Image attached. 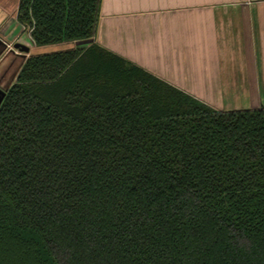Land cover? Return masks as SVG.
<instances>
[{"label": "trees", "instance_id": "16d2710c", "mask_svg": "<svg viewBox=\"0 0 264 264\" xmlns=\"http://www.w3.org/2000/svg\"><path fill=\"white\" fill-rule=\"evenodd\" d=\"M100 0H19L37 46ZM0 264H264V105L214 107L91 41L31 53L0 104Z\"/></svg>", "mask_w": 264, "mask_h": 264}, {"label": "crops", "instance_id": "0c3cea01", "mask_svg": "<svg viewBox=\"0 0 264 264\" xmlns=\"http://www.w3.org/2000/svg\"><path fill=\"white\" fill-rule=\"evenodd\" d=\"M18 5L0 0L3 89L27 56L48 46L33 42L17 18ZM85 41L214 107L264 105V0H100L95 34Z\"/></svg>", "mask_w": 264, "mask_h": 264}, {"label": "rangeland", "instance_id": "374dc122", "mask_svg": "<svg viewBox=\"0 0 264 264\" xmlns=\"http://www.w3.org/2000/svg\"><path fill=\"white\" fill-rule=\"evenodd\" d=\"M27 29V28H26ZM24 29V30H26ZM28 33L29 30H28ZM88 41H83V42H73V43H63V44H50L48 46H45L44 48H41L42 51H52V50H57V49H62V48H68L71 46H76L77 44H86Z\"/></svg>", "mask_w": 264, "mask_h": 264}, {"label": "water", "instance_id": "95a60500", "mask_svg": "<svg viewBox=\"0 0 264 264\" xmlns=\"http://www.w3.org/2000/svg\"><path fill=\"white\" fill-rule=\"evenodd\" d=\"M14 47H17V48H19L21 50H24V51H28L29 50V46H27V45H25V44H23L21 42H16ZM6 91H7V88L3 89V88L0 87V104H1L3 98H4L5 94H6Z\"/></svg>", "mask_w": 264, "mask_h": 264}, {"label": "built area", "instance_id": "2783aa9c", "mask_svg": "<svg viewBox=\"0 0 264 264\" xmlns=\"http://www.w3.org/2000/svg\"><path fill=\"white\" fill-rule=\"evenodd\" d=\"M29 36L31 37L30 33H29ZM31 39H32V37H31Z\"/></svg>", "mask_w": 264, "mask_h": 264}]
</instances>
